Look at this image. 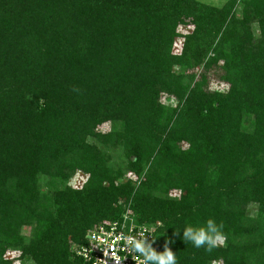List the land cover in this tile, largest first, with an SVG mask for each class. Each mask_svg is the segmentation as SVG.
Here are the masks:
<instances>
[{
  "label": "trees",
  "instance_id": "1",
  "mask_svg": "<svg viewBox=\"0 0 264 264\" xmlns=\"http://www.w3.org/2000/svg\"><path fill=\"white\" fill-rule=\"evenodd\" d=\"M127 208L158 251L223 225L178 264H264V0H0V264H77Z\"/></svg>",
  "mask_w": 264,
  "mask_h": 264
},
{
  "label": "clouds",
  "instance_id": "2",
  "mask_svg": "<svg viewBox=\"0 0 264 264\" xmlns=\"http://www.w3.org/2000/svg\"><path fill=\"white\" fill-rule=\"evenodd\" d=\"M156 227L158 228L160 225ZM181 231L182 236H180ZM146 234H150V238ZM158 236L161 235H154L153 231L147 229L137 235L122 233L115 236L110 247L114 249L117 242H120V249L125 253V259L129 256L132 257V254H136L143 264H178V257L170 247L175 243L174 237H180L186 244H191L197 249L204 248L206 251H211L218 244H222L226 238L223 225L217 223L214 218L207 219L201 225L185 224L182 229H175L173 237L165 239L162 251H158L154 247ZM113 256H115L114 251ZM115 264H121L118 257L115 258Z\"/></svg>",
  "mask_w": 264,
  "mask_h": 264
},
{
  "label": "built area",
  "instance_id": "3",
  "mask_svg": "<svg viewBox=\"0 0 264 264\" xmlns=\"http://www.w3.org/2000/svg\"><path fill=\"white\" fill-rule=\"evenodd\" d=\"M157 225L158 223L146 225L137 222L131 210L127 208L118 218L99 223L88 229L84 241L73 245L72 257L78 261L77 264H115L116 257L121 260V264H143L136 254L125 259V253L120 249V242H117L114 249L110 246L118 234L137 235L145 229L153 231L154 234ZM146 236L150 238V234ZM113 251L115 256H113Z\"/></svg>",
  "mask_w": 264,
  "mask_h": 264
},
{
  "label": "rangeland",
  "instance_id": "4",
  "mask_svg": "<svg viewBox=\"0 0 264 264\" xmlns=\"http://www.w3.org/2000/svg\"><path fill=\"white\" fill-rule=\"evenodd\" d=\"M202 1L209 2L212 4H216V5H220L224 0H202ZM186 30H187L186 26H180L178 28L179 33H184ZM180 44H181V37L178 36L177 41L174 45V48L178 49ZM107 128H108L107 124H103L99 127L100 130H106ZM84 179H85V177L82 174H77L70 181H71L72 185L80 186L82 184V182L84 181ZM250 209L252 210V207H250Z\"/></svg>",
  "mask_w": 264,
  "mask_h": 264
}]
</instances>
